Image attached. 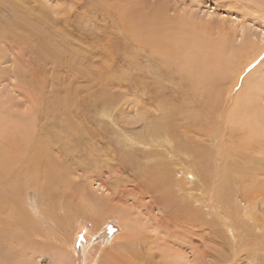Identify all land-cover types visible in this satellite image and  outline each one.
<instances>
[{
    "label": "rangeland",
    "instance_id": "1",
    "mask_svg": "<svg viewBox=\"0 0 264 264\" xmlns=\"http://www.w3.org/2000/svg\"><path fill=\"white\" fill-rule=\"evenodd\" d=\"M11 1L13 0H0V10H2L0 11V18H3V20L5 18L6 20L14 19V6ZM263 2L264 0H15L14 5L19 9L18 11L16 9L17 15H19L18 23L19 25H25V27L19 28V35H11V38L0 41V105H2L0 120L3 122L1 130H6L4 129L5 124L9 120H19L9 130L19 135L22 133L27 138L25 140L28 143L32 140L41 143L46 157L52 160L53 165H59L55 168L59 177L62 176L63 181L59 180L58 174H56L57 176L54 175L49 186L45 187L48 189L47 192H41L39 186L42 185L29 183L30 178L26 179L21 176L13 181L9 168L16 170L18 167L21 169L26 166L27 173H25L27 175H30V171L33 170L29 161L27 162L25 158L30 148H26L28 146V143L27 145L25 143L26 141H23L24 144L22 145L14 133L3 135L5 140L3 141V138L1 141L5 145L2 143L3 147L0 146V229L7 234L5 236L7 242L2 245L5 249H9L7 248L9 246L14 251L12 257L14 264H61L62 262L64 264H89L87 263L88 256H91L89 258L91 264H106V262L107 264H114L115 260L112 259L111 263L108 256L113 258V254L115 255L116 250H118L116 248L120 244L119 242H124L123 238L125 232H127L124 225L121 224L123 222L119 221L120 217L116 216V210H114L119 205L121 207L117 211L126 207L121 212L119 211L120 213L124 211V216H126L124 213L128 210L134 212L135 209H144L142 213H146L151 220L155 219L152 224L149 222L150 219L144 218L147 225L144 227V238L141 247H144V242L147 239L146 235L149 233L152 236L149 239L151 242L156 238L154 245L159 246L158 251H169L167 257H178L182 261L181 264H264V135L260 137L256 135L253 136L254 138L252 136L247 137L251 138L252 142L249 141V145L244 143L242 146L237 144V137L231 133L230 138L225 139L222 148L224 150L222 153L225 156L227 155L228 158L226 159L227 162L224 163L225 158H220L221 156L217 153L219 150L215 139L219 141V134L211 135V138H213L208 139L204 138V135H202L203 137L199 136L198 133L201 130L198 129L197 135H190L188 140L194 144L196 151L195 160L194 158L192 160L197 162V165L200 163L203 167L202 170L198 168L199 172L195 173L193 177L195 179L190 178V175H186V173L181 176L172 172L173 180H166L164 184L162 182L163 188H158L159 184L154 189L151 187L154 190L153 192L148 186L149 183L152 181L161 182V178L159 172L149 170L153 166L159 170L162 163L165 166L174 164L167 161L165 154L162 157V150H158L154 146L134 148L133 159L129 162L131 164H121L119 158L129 153L125 147H122L125 152L119 150V145L123 140L120 130L124 127L121 124L119 126L114 125L105 118L108 113L110 116L114 115L118 118L117 120L134 121L138 114H145L148 111L147 108L150 109L149 113L156 112L158 115L162 110L165 111V109L172 106V102H169V100L174 98L173 101L176 102L182 88L188 87L187 90L192 92V85L195 83H192V77L187 74L188 70L183 63L184 58L180 56L183 55L184 48L177 57L176 65L167 64L164 59L155 54L152 55L146 47L139 50L138 43L144 45L141 40L135 41L133 37L132 40L129 39L130 35H143L142 33L146 31V28H149L151 16H153L151 10L154 13V9L158 4L163 7L161 14L164 11L168 19L178 21L177 29H179V32L187 33L188 24L191 30H194V27L197 26L196 32L200 33L201 29L202 33L200 35L206 39L207 35H203V31L205 34L207 32L206 28H208L209 36L213 38L211 41L216 42L215 39L222 37L224 43H226L225 46L237 47V51L229 53L231 57L225 54L227 57H225V63L229 68L230 66L234 68V64H238L237 59L243 60L242 57L245 56L241 53L246 54L248 49L256 48L257 43H252L251 47H248V42H245L253 37L256 41L259 38L257 34L264 31V20L260 16L263 12ZM26 17L29 19L28 21ZM155 17L161 18L159 16ZM186 17L189 18V21L193 17L192 22H194V25L192 22L190 24ZM36 19L37 22H35ZM164 19H162V24L155 22L160 28L163 27L161 30L165 29L163 21L168 24ZM43 20L49 21L51 28L47 27ZM146 20L149 22H146ZM203 23L207 26L205 25L206 27L204 26L202 29ZM27 27L31 29L28 30ZM34 27L35 29H33ZM33 32L38 33V35L46 34L47 43L51 46L50 51L54 55L53 58L48 57L42 60L37 58L38 54L35 53L37 44L31 37L28 39L29 45L20 41H24L25 37L32 35ZM240 32H242L241 35ZM215 35L218 36L214 37ZM242 35L245 39L241 38ZM198 36L192 37L196 41ZM246 36H248V40ZM42 39H45V37ZM192 47L194 48V46ZM185 51L187 52V50ZM191 54L192 57L195 56L193 52ZM256 63V66L262 63L260 69L264 68V49ZM246 68L239 78V83L246 81L245 85L241 87L243 94L241 97L245 98L247 92L255 97L254 92H252L255 87L256 89L258 87L257 90L264 89V69L260 70L258 68L256 73H250L253 68L251 66ZM229 70L227 71H232ZM228 74L230 75V73ZM228 79L229 76L226 81ZM258 79L263 82H259ZM259 83H263V86ZM68 91L69 93L71 91V94H68ZM255 94H258V92H255ZM261 95L264 97L263 93ZM141 96L145 97L146 101H141ZM66 97L73 104L70 103L71 101L65 103L66 101H63V99ZM58 99L62 102L54 105V101ZM157 100L159 102L163 100L162 103H164V100L165 102L168 100L169 106L167 103H164L165 106L160 103L161 106H164L161 107L158 104L159 102H155ZM118 101L120 102L118 103ZM151 102L156 110L150 105ZM64 104L66 107L68 104V107H65L66 109L62 108ZM125 104L127 105L125 106ZM157 106L160 107L157 109ZM36 108H39L38 111ZM125 109H128V113ZM180 111L186 117L183 120L184 123H182H190L191 121L187 119L189 112ZM68 126L71 129L68 130ZM73 128L75 129L73 130ZM126 129L127 134L131 135L133 132H140L143 127L142 124L136 123L127 126ZM63 131L64 134H62ZM66 132L75 135L72 137L71 134L68 135ZM60 135H64V137L66 135L67 138L74 139L72 141L65 137L67 139L65 140ZM101 135L104 137H101ZM115 136L120 137L118 139ZM58 137L60 138L57 139ZM68 140L69 143H67ZM232 141L235 142L232 143ZM253 144L254 146H252ZM59 146L64 148L61 149ZM101 146L103 148L107 147L104 149L105 151ZM57 148L58 151H56ZM69 149L74 151L75 154L71 151V155ZM66 152L67 157L64 156L67 155ZM76 154L80 156H76ZM207 154L210 155L206 159ZM59 155L60 157H58ZM99 156H103L101 160ZM56 157L58 158L56 159ZM107 160L109 165L106 164ZM112 160L114 161L112 162ZM167 162L169 163L167 164ZM183 163H179V168L188 166L186 161ZM121 165H123L122 170H120ZM240 166L248 169V175L247 173L240 174L237 171ZM172 168H177V166ZM254 172L256 174L253 175ZM242 175L244 178L241 177ZM88 183L91 184V188L87 185ZM142 183H144V186H142ZM165 186H167V191ZM242 186L243 188H241ZM65 187H69L67 188L69 192L65 190ZM165 192L171 193L168 196L170 197L169 202L165 200ZM73 193H81V195H77L75 199L72 197ZM80 198L82 199L80 200ZM180 198L182 201H190L191 204L186 206ZM211 201H213L214 207L226 208L231 213L236 211V215L239 217L237 222L242 224L239 225V228L236 226L241 231L238 242L233 240L235 238L234 232L231 231L230 234V228L226 229V226H224V211L221 210L220 213L213 216L212 208L205 210L206 207L202 206L205 203L209 204ZM74 202L77 206L73 204ZM105 202H108L111 208L109 206L105 208ZM151 202L156 204H154L157 207L155 211L150 204ZM63 204L65 205L63 206ZM73 207L75 208L73 209ZM246 208L253 210L251 211L253 215L250 218L252 221H248L241 214ZM166 209L174 212L195 211L197 215H201L202 212H210L211 214L206 217L207 224L200 220L191 227H186V224L182 223V227L172 228L164 223V219L153 218V214L157 213L156 210H159V214L163 215L167 213ZM50 218L56 220V224ZM15 219L21 221V223H17L18 229L15 228L13 222ZM242 220H245L246 223ZM48 225L51 226L54 233L50 238L47 237L48 230H51L46 227ZM185 230L191 231V236L179 241L184 233L189 234ZM131 231L128 234L130 237L134 236L133 231ZM195 234L197 235L195 236ZM120 250L122 251V249ZM37 251L42 255H38ZM141 256L143 257L144 254ZM163 259L164 261L159 260L165 264L166 259ZM8 262L12 263L11 260L4 259L2 264H9Z\"/></svg>",
    "mask_w": 264,
    "mask_h": 264
},
{
    "label": "bare ground",
    "instance_id": "2",
    "mask_svg": "<svg viewBox=\"0 0 264 264\" xmlns=\"http://www.w3.org/2000/svg\"><path fill=\"white\" fill-rule=\"evenodd\" d=\"M12 2V5L14 6V16H13V20H3V18L0 20V41H4L5 39H8V38H11V35H19V28H24L25 25H19V15H17V11L19 9H17L16 5L15 4V0L11 1ZM142 2V1H141ZM1 3V2H0ZM264 3V2H263ZM23 4V3H22ZM163 5V4H162ZM259 5V4H258ZM264 5V4H263ZM155 6V5H154ZM1 7V6H0ZM3 7V6H2ZM9 7H12L9 5ZM8 7V8H9ZM19 7V6H18ZM107 7V6H106ZM150 7V6H149ZM13 8V7H12ZM132 8V7H131ZM17 9V11H16ZM134 9V8H133ZM153 9V8H152ZM9 10V9H8ZM28 10V9H27ZM31 10V9H30ZM155 12L153 13V10H151L152 12V19L150 20V25H149V28H146V31H144V33H142L143 35H130L129 39L132 40V37L135 41L137 40H141L143 44H140L138 43V49L141 50L142 47H146V49L149 50V52L152 54V55H156L158 57H160L161 59H164L165 62L167 64L169 63H172L174 65H176V60H177V57L178 55H180V51L181 50H187V52L184 50L183 52V55H186V56H183L182 54L180 56H182L184 58V65L185 67L187 68V74L190 75L192 78V83L194 85H192V92H189V90H187V88H182L181 89V93L179 95V97L177 98L176 102L174 103V98H172L173 100H169V102H172V106L169 107L168 109H165V111L162 110L161 113H159L157 115V113H149V110L147 107V110L145 114H138V116L136 117V119L134 121H125L124 119H120V120H117L118 118H116L114 115H109L107 113L106 115V119L107 120H110L114 125H117L119 126L120 124L124 127V129H121L120 132H121V137H123V140L121 141V144L119 145V150L120 152H125L124 151V147L128 149V152L124 157H121L119 158V161L121 164H124V165H128L129 162H131V160L133 159V156H134V148L136 147H139V146H154L155 148H157L158 150H162V157H163V154H165V158H167V161H171L172 164L174 165H167L165 166L164 163L160 164V169L157 170L156 167H152L149 171H156V172H159V175H160V178H161V182H156V181H152L151 183H149V188L151 189H154L158 186V188H161L162 187V182L164 184V182L166 180H171L172 179V172L174 174H180L181 176H184V174L186 173V175H190V178H193L195 173H198V168L202 170V165L200 163H198L197 165V162H195V155H196V151H195V148H194V144L188 140V138L190 137V135H197V132H199L198 129H200L201 131L198 133L199 136H202L204 135V138H211V135L215 136L216 134H219V141L217 139L216 140V144H217V147H218V150L219 152H217L221 157L220 158H225L224 160V163H226V159L227 158V155L225 156L222 151V148L224 146V143H225V139L227 138H230V134L233 133L235 134V136L237 137V144L238 145H244V143H248L247 145L250 144V142H252L251 138H247V137H250V136H256L257 137L261 136V135H264V103H263V100H264V97L261 95V93L264 94V89L263 90H257L256 87V91H254L255 89L252 90V92H254V95L255 97H252L250 94H248V92L246 93L245 95V98H242L241 96L243 95L242 94V86H244L245 82H240L239 83V78L242 74V72H244L248 67V66H251V68H253L252 70H250V73H256V70L259 68L260 69V65H262V63H259L257 66H256V61L258 60V57H260V53H262L263 49H264V31L260 32L259 34V38L254 41V37L253 38H249L248 40V36H246L247 40L245 43H247V46L248 47H251L252 43H257L255 46L256 48H252V49H248L246 52V54L244 53H241L243 55H245L243 58V60H238L237 59V63L238 64H234V68L230 66V68L227 66V63H225V57L226 55L230 56L229 53L231 54L233 51H235L237 49V47H227L225 46L226 43H224V40L222 37H218V39H215L217 40L216 42H213L211 41L213 38H210L211 36H209V33L208 32V28L207 29V32H205L204 34V31H203V35H207L206 37L208 38V42L206 41V39H204V37L202 35H200L201 32V29H200V33H197L196 32V29H197V26L194 27V30H191V28L189 29V24H188V32L185 33V32H179V29H177L178 27V21L175 20V19H168L167 14L165 13L164 14V11H163V14H161L162 10H163V7L162 6H159V4L156 6V8L154 9ZM2 11V10H0ZM12 11V10H11ZM34 11V10H33ZM147 11V10H146ZM39 12V11H38ZM41 13V11H40ZM38 13V14H40ZM118 13V12H117ZM142 13V12H141ZM25 15V14H24ZM28 15V14H27ZM34 15V14H33ZM159 16L161 18H156L155 16ZM46 16V15H45ZM263 20H264V6H263V12L262 14L260 15ZM4 17V16H3ZM166 17V18H165ZM189 17V16H188ZM187 18V20L189 21V18ZM33 18V17H32ZM165 18V19H164ZM21 19V18H20ZM27 19V17H26ZM42 19V18H41ZM162 19H164L168 24H165L164 21H163V25L165 29L161 30L162 28H160L155 22H160L162 24ZM192 19L193 17L191 18V21L192 22ZM29 19H27L28 21ZM35 20V19H34ZM137 20V19H136ZM44 24L51 28V24L49 23V21L47 20H43ZM194 21V20H193ZM37 22V19L36 21ZM40 22V21H39ZM125 22V21H124ZM146 22H149L146 20ZM21 23V21H20ZM29 23V22H28ZM132 23V22H131ZM194 22H192L193 24ZM41 24V23H40ZM145 24V23H144ZM191 24V23H190ZM197 24V23H195ZM204 24V23H203ZM202 24V25H203ZM28 25V24H27ZM194 25V24H193ZM201 25V27H202ZM206 24L203 25L202 29L204 28ZM29 26V25H28ZM119 26V25H118ZM148 26V25H147ZM183 27V25H181ZM207 26V25H206ZM205 26V27H206ZM33 27V25H32ZM187 27V26H186ZM28 28V27H27ZM38 28V27H37ZM31 29V28H28V30ZM35 29V27L33 28ZM184 29V28H183ZM204 29V30H206ZM21 30V29H20ZM182 30V29H181ZM32 31V30H31ZM196 33H195V32ZM243 32V31H242ZM240 32V35L241 33ZM29 34V32H28ZM40 34V33H39ZM179 35V36H178ZM182 35V36H180ZM185 35V36H183ZM191 35V36H190ZM198 36L196 41L193 39L192 36ZM221 35H224V34H221ZM218 35H215L214 37H216ZM31 37V39L34 40V42H36L37 46L35 47V53L38 54L37 55V58H39L40 60H42L43 58H48V57H51L53 58L54 55L52 54V51H50V44L47 43V39H46V34L45 35H38V33H32V35H29L27 38L25 37L24 41L20 40L21 42H23L24 44H28L29 45V41L28 39ZM43 37H45V39H42ZM181 37V38H180ZM213 37V36H212ZM222 38V40H221ZM242 39H245V37L242 35L241 37ZM13 41V40H11ZM196 42V44H195ZM224 44H223V43ZM229 42V40H228ZM231 43V42H230ZM8 44V43H7ZM238 44V43H237ZM244 44V43H243ZM27 45V46H28ZM133 45V44H132ZM233 45V44H232ZM32 46V45H31ZM60 46V45H59ZM194 46V48L192 47ZM230 46V45H229ZM244 46V45H243ZM135 47V46H134ZM193 49H192V48ZM254 47V46H253ZM24 48V47H23ZM182 48V49H181ZM184 48V49H183ZM31 49V48H30ZM180 49V50H179ZM239 49V48H238ZM27 50V49H26ZM63 50V49H62ZM137 50V48H136ZM216 50V52H215ZM56 51V50H55ZM64 51V50H63ZM218 51V52H217ZM237 51V50H236ZM29 52V51H28ZM62 52V51H61ZM191 52L194 53L195 58L192 57V54ZM221 55H220V53ZM240 52V51H239ZM30 53V52H29ZM33 53V54H35ZM59 53V52H58ZM57 53V54H58ZM216 53V54H214ZM219 55H218V54ZM228 53V54H227ZM226 54V55H225ZM234 54H236L234 52ZM56 56V55H55ZM31 57V56H30ZM181 57V58H182ZM235 57V56H234ZM180 58V60H181ZM182 58V59H183ZM193 58V59H192ZM227 58V57H226ZM38 59V60H39ZM231 59V58H230ZM232 61V60H230ZM182 63V62H181ZM182 63V64H183ZM229 63V62H228ZM256 63V64H255ZM232 64V63H231ZM230 65V64H228ZM256 66V67H254ZM263 68V67H262ZM261 68V69H262ZM185 69V68H184ZM183 69V70H184ZM232 70L230 72H228L227 70ZM260 69V70H261ZM264 69V68H263ZM182 71V70H181ZM181 73V72H180ZM230 73V75L228 74ZM260 73V72H259ZM186 76V75H185ZM229 76V79L228 81H226V78ZM246 76V75H245ZM181 79H183L182 77H180ZM257 79V78H256ZM42 81V80H41ZM190 82V80H188ZM259 81V79H258ZM262 81V80H260ZM259 81V82H260ZM263 82V81H262ZM239 83V84H238ZM264 83V82H263ZM263 83H259L260 85L263 86ZM256 84H257V81H256ZM127 85V84H126ZM126 85H124L126 87ZM254 86V85H253ZM190 87V85H189ZM75 89V88H74ZM72 89V90H74ZM260 89V87H259ZM71 90V89H69ZM155 90V89H153ZM75 91V90H74ZM152 91V90H151ZM245 91V90H244ZM249 91V90H248ZM255 92H258V94H255ZM72 93H74L72 91ZM77 93V92H76ZM154 93V92H153ZM68 94H71V91L69 93L68 91ZM163 94V93H162ZM102 95V94H101ZM108 95V94H107ZM160 95V94H159ZM167 95V94H166ZM164 96V95H163ZM32 97V96H31ZM68 97V96H67ZM64 98L63 101H66L65 103H68L70 102L71 100L68 99V98ZM157 97V96H156ZM168 97V96H167ZM35 98V97H34ZM57 98V97H56ZM59 98V97H58ZM71 98V97H70ZM153 98V97H152ZM27 99V98H26ZM32 99V98H31ZM30 99V100H31ZM67 99V100H66ZM141 101H146L145 97L141 96ZM166 99V97H165ZM170 99V98H169ZM3 100V99H2ZM38 100V99H37ZM53 100V99H52ZM62 100V99H61ZM111 100V99H110ZM155 100V99H154ZM5 101V100H4ZM117 101V100H116ZM151 101L153 102V100L151 99ZM1 102V101H0ZM34 102V101H33ZM51 102V101H50ZM62 101H59L58 100H55L54 101V105L55 104H60ZM97 102V101H96ZM120 101H118L119 103ZM149 102V101H148ZM152 102L150 103V105H152ZM155 102H159L158 100L155 101ZM163 100H161V102H159L158 104L162 103ZM45 103V102H43ZM64 103V102H63ZM71 104L72 101L70 102ZM164 103L168 104V100L165 102L164 100ZM164 103H162L164 105ZM1 104V103H0ZM154 104V103H153ZM179 104V105H178ZM5 105V104H4ZM30 105V104H28ZM127 104H125L126 106ZM156 105V104H154ZM160 106L161 107H164V106ZM138 106V104H137ZM146 106V105H145ZM160 106H157V109L158 107ZM169 106V104H168ZM180 106H183L180 108ZM59 107V106H58ZM62 107V106H61ZM66 105L64 104L62 108L66 109L68 107V104H67V107ZM71 107V106H70ZM120 107V105H119ZM139 107V106H138ZM152 107L154 108V106L152 105ZM156 107V106H155ZM180 108V109H179ZM39 109V108H38ZM38 109L36 108V110L38 111ZM45 109V108H44ZM59 109V108H58ZM57 109V110H58ZM61 109V108H60ZM118 109V108H117ZM141 109V107H140ZM156 110V108H154ZM0 110H2V105H0ZM4 110V109H3ZM28 110V109H27ZM120 110V109H119ZM118 110V111H119ZM122 110V109H121ZM126 110V113H128V109H125ZM134 110V109H133ZM152 110V108H151ZM180 110H185L186 112L188 111V120H190L191 122L188 123V124H183L184 123V118H186L183 113H181ZM46 112V110H44ZM43 111V112H44ZM65 111V110H64ZM141 112V110H139ZM154 111V110H153ZM34 112V111H33ZM69 112V111H68ZM76 112V111H75ZM125 112V111H124ZM137 112V111H136ZM143 112V111H142ZM148 112V113H147ZM72 113V112H71ZM83 113V112H82ZM85 113V112H84ZM0 114L2 116V113L0 111ZM29 114V113H28ZM53 114V113H52ZM79 115V114H78ZM121 115V114H120ZM35 116V115H34ZM122 116V115H121ZM72 117V116H71ZM82 117V115H81ZM35 118V117H33ZM70 118V117H69ZM68 118V120H69ZM74 118V117H73ZM80 118V117H79ZM123 118V117H122ZM75 119V118H74ZM12 120V119H11ZM37 120V119H36ZM42 120V119H41ZM81 120V119H80ZM79 120V121H80ZM83 120V119H82ZM187 120V121H188ZM10 121V120H9ZM7 122L5 124V128L6 130H1V127L3 125V122L2 120H0V146L3 147L2 145L4 144V142H2L1 140L4 138V134H13L14 132L10 131L9 128H11L12 126H15L16 123L19 121H10V122ZM29 121V120H28ZM22 122V121H21ZM34 122V121H33ZM32 122V123H33ZM71 122V120H70ZM183 122V123H182ZM186 122V121H185ZM142 124V127L143 129L140 131V132H136L131 135H128L127 132H126V128L127 126L129 125H133V124ZM101 125V124H100ZM126 125V126H125ZM28 126V125H27ZM32 126V125H31ZM73 127V126H72ZM76 127V126H74ZM78 127V125H77ZM25 129V127H24ZM46 129V128H45ZM71 129V127L68 126V130ZM75 128H73L74 130ZM79 129V127H78ZM84 129V128H83ZM86 129V128H85ZM84 129V130H85ZM96 130V129H95ZM203 130V131H202ZM37 131V130H36ZM65 131V130H64ZM64 131L62 134H64ZM72 131V130H70ZM80 131V130H78ZM89 131V130H88ZM77 131H75L76 133ZM68 134V132H66ZM65 133V134H66ZM81 134V132H79ZM99 133V132H98ZM16 134V138L19 139V142L23 145V141H26V145L28 143L26 137H24V135L21 133L20 135L18 133H14ZM18 134V136H17ZM69 134L72 135V133L70 132ZM68 134V135H69ZM78 134V132L76 133ZM88 134V133H86ZM97 134V133H95ZM22 135H23V138H22ZM34 135V134H33ZM70 135V136H71ZM73 135H75L73 133ZM72 135V137H73ZM94 135V134H93ZM116 135V134H115ZM14 136V135H12ZM61 136V135H60ZM68 136V137H70ZM79 137V135H77ZM87 136V135H86ZM95 136V135H94ZM103 135H101L102 137ZM9 137V136H7ZM62 138L64 137L61 136ZM66 137V135H65ZM64 137V138H65ZM70 137V138H72ZM100 137V136H99ZM104 137V136H103ZM119 139L120 136H115ZM203 137V136H202ZM14 138V137H13ZM44 138V137H43ZM42 138V139H43ZM60 137H58L57 139H59ZM67 138V137H66ZM69 139V138H67ZM80 138H81V135H80ZM92 138V137H91ZM193 138V137H192ZM224 138V140H223ZM235 138V137H233ZM254 138V137H253ZM18 139H17V142H18ZM36 139V138H35ZM74 139V138H73ZM73 139H69V140H72ZM82 139V138H81ZM88 139V138H87ZM99 139V138H97ZM262 139V137H261ZM260 139V141H261ZM5 140V138L3 139V141ZM11 140V138H10ZM69 140L67 143H69ZM76 140V138H75ZM103 140V139H102ZM112 140V139H110ZM114 140V139H113ZM196 140V139H195ZM201 140V139H200ZM214 140V141H215ZM255 140V139H253ZM258 140V139H256ZM263 140V139H262ZM12 141V140H11ZM50 141V140H49ZM93 141V140H92ZM194 141V140H193ZM206 141V140H205ZM224 141V142H223ZM250 141V142H249ZM259 141V140H258ZM57 142V141H56ZM63 142V141H62ZM235 142V141H234ZM232 141V143H234ZM3 143V144H2ZM19 143V144H20ZM50 143V142H49ZM55 143V142H54ZM72 143V142H71ZM210 143V142H209ZM228 143V141H227ZM258 143V142H257ZM263 143V142H262ZM19 144H18V147H19ZM20 144V145H21ZM43 144V143H42ZM61 144V143H60ZM77 144V143H76ZM211 144V143H210ZM236 144V145H237ZM259 144V143H258ZM5 145V144H4ZM7 145V144H6ZM21 145V146H22ZM47 145V144H45ZM49 145V144H48ZM59 145V144H58ZM66 145V144H65ZM69 145V144H68ZM74 145V144H73ZM71 145V146H73ZM108 145V144H107ZM199 145V144H198ZM9 146V145H8ZM7 146V147H8ZM63 146V145H62ZM75 146V145H74ZM204 146V144H203ZM212 146V145H211ZM254 146V144L252 145ZM261 146V145H260ZM6 147V146H5ZM6 147V148H7ZM24 147V146H23ZM61 148V146H59ZM70 147V145H69ZM76 147V146H75ZM113 147V146H112ZM123 147V148H122ZM197 147V146H196ZM201 147V146H200ZM214 147V146H213ZM26 148H30V151L28 152V155L25 157L27 162L29 161V164L33 167V170L30 171V175H27V167H23L20 169V167H18L16 170L12 169V168H9V172H11V178L12 180H16L18 178H20L21 176H23L24 178L26 179H29V183H35V184H40L42 186H39L41 188V192H47L48 189H46L49 184L51 183V180L53 178L54 175L58 174L57 171H56V168L59 166H56V164L53 165L52 163V160L50 158H47L46 155H45V152H44V148H42L41 146V143H38L36 140H32L28 143V146ZM64 148V147H63ZM61 148V149H63ZM101 148L104 150L105 148H103L101 146ZM199 148V147H198ZM255 148V147H254ZM257 148V147H256ZM255 148V149H256ZM259 148V147H258ZM75 149V148H74ZM73 149V150H74ZM138 149V148H137ZM149 149V148H148ZM205 149V148H204ZM203 149V150H204ZM208 149V148H207ZM237 149V147H236ZM19 150V149H18ZM60 150V149H59ZM68 150V149H67ZM70 150V149H69ZM109 150V148H108ZM197 150V148H196ZM200 150V149H199ZM201 150V151H203ZM260 150V149H259ZM58 151V148L57 150ZM63 151V150H62ZM62 151H59V152H62ZM71 151L70 150V154H71ZM105 151V150H104ZM23 152V151H22ZM76 152V151H75ZM107 152V151H106ZM114 152V151H113ZM138 152V151H137ZM198 152V151H197ZM200 152V151H199ZM204 152V151H203ZM261 152V151H259ZM63 153V152H62ZM69 153V152H68ZM73 154L74 151H72ZM109 153H111L109 151ZM160 153V152H159ZM208 153V152H207ZM226 153V151H225ZM23 154V153H22ZM48 154V153H47ZM52 154V153H51ZM55 155H57L56 153H54ZM67 154V152H66ZM94 154V153H93ZM102 154H104V152H102ZM228 154V153H227ZM240 154V153H239ZM238 154V155H239ZM257 154V153H256ZM262 154V153H261ZM72 155V154H71ZM112 155V154H111ZM136 155V154H135ZM155 155V154H154ZM201 155V154H200ZM210 155V154H207L206 155V159H207V156ZM259 155V154H258ZM63 156V155H62ZM64 156H68L67 155H64ZM76 156H80V155H77ZM113 156V155H112ZM60 157V155L58 156ZM56 157V159L58 158ZM72 157V156H71ZM70 157V158H71ZM100 157V156H99ZM103 157V156H101ZM101 157H100V160H101ZM114 157V156H113ZM140 157V156H139ZM209 157V156H208ZM235 157V156H233ZM249 157V156H248ZM251 157V156H250ZM253 157V156H252ZM54 158V157H52ZM75 158V157H74ZM73 158V159H74ZM137 159V156L135 157ZM143 158V157H142ZM141 158V159H142ZM190 158V159H189ZM192 158H194V160H192ZM201 158V157H200ZM212 158V157H211ZM243 158V156H242ZM60 159V158H59ZM66 159V158H65ZM76 159V158H75ZM79 159V158H78ZM77 159V160H78ZM117 159V158H116ZM114 159V160H116ZM140 159V161H142ZM215 159V158H214ZM237 159V158H235ZM256 159V158H255ZM61 160V159H60ZM67 160V159H66ZM109 160V159H108ZM107 160V163L108 162ZM111 160V159H110ZM109 160V161H110ZM112 160V162L114 161ZM213 160V159H211ZM249 160V159H248ZM13 161V160H12ZM23 161V160H22ZM59 161V160H58ZM146 161V160H145ZM163 161V160H162ZM187 163V167H184V168H179V163H183L185 162ZM203 161V160H202ZM201 161V162H202ZM236 161V160H235ZM242 161V160H241ZM247 161V160H246ZM25 162V161H24ZM25 162V163H27ZM56 162V161H55ZM67 162V161H66ZM208 162V161H207ZM206 162V163H207ZM229 162V161H228ZM58 163V162H57ZM63 163V162H62ZM75 163V162H74ZM133 163V162H132ZM142 163V162H141ZM155 163V162H154ZM169 162H167L168 164ZM232 163H234V161H232ZM131 164V163H129ZM158 164V163H157ZM184 164V163H183ZM205 164V163H204ZM244 164V163H243ZM12 165V164H11ZM92 165V164H91ZM94 165V164H93ZM109 165V164H108ZM114 165V164H113ZM144 165V164H143ZM232 165V164H231ZM230 165V166H231ZM132 166V165H131ZM142 166V164H141ZM175 167L177 166V168H172V167ZM234 166V164H233ZM232 166V167H233ZM56 167V168H55ZM81 167V166H80ZM110 167V166H109ZM117 167H119V165H117ZM147 167V166H145ZM144 167V168H145ZM31 168V167H30ZM123 168V165L120 166V170H122ZM213 168V167H212ZM231 169V167H229ZM234 168V167H233ZM11 169V170H10ZM250 169V168H249ZM58 170V169H57ZM177 170V171H176ZM15 171L13 174L12 172ZM232 171V170H231ZM240 174H245L247 173L248 169L240 166L237 170ZM258 171V170H257ZM26 172V173H25ZM249 172V171H248ZM119 174V172H118ZM156 174V173H155ZM158 174V173H157ZM256 174L255 172L253 173V175ZM146 175V174H145ZM158 175V176H159ZM209 175V174H208ZM228 175V174H226ZM238 175V174H237ZM248 175V173H247ZM57 176V175H56ZM216 176V175H215ZM233 176V175H232ZM245 176V175H244ZM257 176V175H255ZM254 176V177H255ZM59 177V174L58 176ZM140 177V176H139ZM155 177V176H154ZM186 177V176H185ZM242 178L243 175L241 176ZM247 177V176H246ZM23 178V179H24ZM153 178V177H152ZM177 178V177H176ZM195 179V178H193ZM59 180L60 181H63V178L62 176L59 177ZM124 180V179H123ZM143 180H145L143 178ZM155 180V179H154ZM157 180V179H156ZM173 180V179H172ZM199 180V179H198ZM201 180V179H200ZM205 180V179H204ZM203 181V180H202ZM209 181V180H208ZM246 181V180H245ZM263 181V180H262ZM149 182V181H148ZM193 182V181H192ZM261 182V181H260ZM118 183V182H117ZM161 183V184H160ZM167 183V182H166ZM207 183V182H206ZM210 183V182H209ZM255 183V182H254ZM8 184V183H6ZM13 185V183H11ZM144 186V183H142ZM146 184V183H145ZM172 184V183H171ZM192 184V183H191ZM217 184V183H216ZM220 184V183H219ZM246 184V183H245ZM87 185H89V187L91 188V184L88 183ZM210 185V184H209ZM264 185V183H263ZM29 186V185H28ZM44 186V187H43ZM93 186V185H92ZM172 186V185H171ZM190 186V185H189ZM187 186V187H189ZM226 186V185H224ZM245 186V185H244ZM252 186V185H250ZM257 186V185H256ZM255 186V187H256ZM46 187V188H45ZM167 186H165V190L167 189L166 188ZM195 187V186H194ZM212 187V186H211ZM222 187V186H221ZM220 187V188H221ZM15 188V187H14ZM69 187H65V190L67 192ZM163 188V187H162ZM178 188V187H177ZM184 188V187H183ZM208 188V186H207ZM206 188V189H207ZM243 188V186L241 187ZM264 188V187H263ZM148 189V188H147ZM151 189V190H152ZM193 189V188H192ZM203 189V188H202ZM222 189V188H221ZM256 189V188H254ZM12 190V188H11ZM178 190V189H177ZM219 190V188H218ZM224 190V189H223ZM154 192V190H152ZM167 191V190H166ZM204 191V190H203ZM251 191V190H250ZM157 192V191H156ZM181 192V191H180ZM185 192V191H184ZM187 192V191H186ZM195 192V191H194ZM206 192V190H205ZM209 192H210V189H209ZM221 192V191H220ZM225 192V191H224ZM207 193V192H206ZM213 193V192H212ZM228 193V192H227ZM138 194V193H137ZM169 192H165V200L168 201L170 199L169 196ZM200 194V192H199ZM215 194V193H213ZM222 194V193H221ZM250 194V193H249ZM77 195H81V193H73L72 194V197H74L75 199L77 198ZM182 195V194H181ZM189 195V194H188ZM192 195V194H191ZM198 195V194H197ZM210 195V194H209ZM91 196V195H90ZM110 196V195H109ZM162 196V195H161ZM183 196V195H182ZM194 196V195H193ZM196 196V195H195ZM194 196V197H195ZM220 196V195H219ZM228 196V195H227ZM230 196V195H229ZM190 197V196H189ZM12 198V197H11ZM160 198V197H159ZM193 198V197H192ZM211 198H213L211 196ZM218 199V197H216ZM220 198V197H219ZM261 198V197H260ZM14 199V198H13ZM65 199V198H64ZM82 198H80L81 200ZM154 199V198H153ZM158 199V198H156ZM183 199V198H182ZM204 199V198H203ZM250 199V198H249ZM181 200V198H180ZM185 200V199H184ZM210 200V199H209ZM207 200V201H209ZM65 201V200H63ZM76 201V200H75ZM106 201V200H105ZM155 201V199H154ZM182 201V200H181ZM199 201V200H198ZM204 201V200H203ZM215 201V200H214ZM217 201V200H216ZM251 201V200H250ZM259 201V200H258ZM161 202V201H160ZM169 202V201H168ZM186 206H189L190 201H182ZM195 202V200H194ZM224 202V201H223ZM252 202V201H251ZM254 202V201H253ZM59 203V202H58ZM82 203V202H81ZM196 203V202H195ZM219 203V202H218ZM227 203V202H226ZM241 203V202H240ZM245 203V202H244ZM66 204V202H65ZM63 204V206L65 205ZM74 205L77 206V204H75V202L73 203ZM87 204V203H86ZM153 208H154V211H155V208L157 209V207H155V202H151L150 203ZM155 204V205H154ZM167 204V203H166ZM255 204V202H254ZM73 205V206H74ZM222 205V204H221ZM89 206V205H87ZM110 207V204L108 202H105V205L104 207L107 208V207ZM123 206V205H122ZM134 206V205H133ZM174 206V205H173ZM202 206H205L206 209L205 210H208V209H213V212H212V215L215 216L217 215L216 213H220V211H224L225 213V221H224V226H226V229L227 228H230V234H231V231L234 232V241H237L240 239V235H241V231L239 229H237L236 226H238L239 228V225H242L240 223L237 222V220H239V217L238 215H236V211H234L233 213H231L228 209L224 208H219V207H214V203L213 201H211L209 204L205 203L203 204ZM230 206V205H229ZM234 206V205H233ZM252 206V204H251ZM62 207V206H60ZM115 207V206H114ZM119 207H121L119 205ZM117 206V209H114L116 210L115 213H116V216L119 218V221L120 222H123L121 224L124 225V229L127 230V232H125V235H124V242L122 243L121 241L119 242L120 244L117 246L116 249V253L115 255L113 254V258H111V256H108V258L111 260V263H112V259H114V264H163L161 262V260L164 261L163 258L166 259V262L165 264H181L182 261H180V259L178 257H167L168 255V252L169 251H158L159 249V246L158 245H154L155 244V240L156 238L154 239L153 242H151V240H149L152 236L149 235V233L146 235L147 239L145 240L144 242V247L142 246L141 247V242H142V239L144 238V234H143V231H144V227L147 225L146 221H145V217L150 219L149 222H151L152 224L155 222V219L154 220H151V218L146 215V213H142L144 211V209H141V210H134V212H132V210H128L127 212H125L124 214H126V216L123 215V212L120 213L122 211V209L124 210V208H120L121 210L117 211L118 208ZM132 207V206H131ZM135 207V206H134ZM242 207V206H240ZM44 208V207H43ZM47 208V207H46ZM75 207H73L74 209ZM111 208V207H110ZM116 208V207H115ZM130 208V207H129ZM168 208V207H167ZM173 208V207H172ZM45 209V208H44ZM66 209V208H65ZM79 209V208H78ZM131 209V208H130ZM67 210V209H66ZM126 210V209H125ZM167 210V209H166ZM244 210V209H243ZM59 211V210H58ZM82 211V210H81ZM85 211V210H84ZM253 211L252 209H245L243 213V216L246 217L248 219V221H252L250 218L251 216L253 215V213L251 212ZM50 212V211H49ZM66 212V211H65ZM95 212V211H94ZM153 212V211H152ZM156 212L158 213H154L153 214V218H158L160 220L164 219V223L166 225H168L169 227H172V228H178V227H182L181 224L185 223L186 224V227H191V225L195 224L196 222H200V220L203 221L204 224H207V222L205 221L206 220V217H209L210 216V212L208 213H205V212H202L201 215H197V213L194 212H174V211H169L167 210V213L165 211L166 214H159V210H156ZM81 213V212H80ZM86 213V212H85ZM164 213V212H163ZM68 214V213H67ZM84 214V213H82ZM81 214V215H82ZM73 215V214H72ZM85 215V214H84ZM92 215V214H91ZM202 215H204V217H202ZM74 216V215H73ZM129 216V217H128ZM249 216V217H248ZM71 217V216H70ZM75 217V216H74ZM85 217V216H84ZM56 218V217H55ZM77 218V217H75ZM52 219V218H50ZM52 221L56 224V220L52 219ZM76 221V219H75ZM74 221V222H75ZM148 221V220H147ZM243 222L246 223L245 220H242ZM14 225H15V228L18 229V224L17 223H21V221H19V219H15L14 221ZM80 222V221H79ZM241 222V221H240ZM156 224V223H155ZM222 224V223H221ZM21 225V224H20ZM151 225V224H150ZM149 225V227H150ZM157 225V224H156ZM160 225V224H159ZM81 226V224H80ZM79 226V227H80ZM152 226V225H151ZM155 226V225H154ZM158 226V225H157ZM47 228H50L51 230H48L49 232H47V237H51L52 234H54L52 232V228L50 225L46 226ZM46 228V229H47ZM152 228V227H151ZM150 228V229H151ZM154 228V227H153ZM156 229V227H155ZM1 230V229H0ZM22 230V229H21ZM133 231L134 233V236L130 237L128 236L129 231ZM46 231V230H45ZM78 231V230H77ZM131 231V232H132ZM186 232H189V230H185ZM58 232V231H57ZM148 232V230H147ZM151 232V231H150ZM202 232V231H201ZM120 233V232H119ZM179 233V232H178ZM57 234V233H56ZM175 234V233H174ZM191 231L188 233H184L182 235V237H180L179 241H183L185 240L187 237H190L191 236ZM194 234V233H193ZM7 234H5L4 232H2V230L0 231V264H2L4 262V259L6 260H11L12 263L11 264H14L13 262V255H14V251L8 246L7 248L9 249H5L4 248V243L7 242L5 241L6 240V236ZM177 235V234H175ZM197 234H195L196 236ZM20 236V235H19ZM154 236V235H153ZM177 237V236H176ZM122 238V237H120ZM16 240H18L16 238ZM153 240V239H152ZM10 241V240H9ZM20 241V240H19ZM67 241V240H66ZM123 241V240H122ZM178 241V240H177ZM11 242V241H10ZM9 242V244H10ZM13 242V241H12ZM176 242V240H175ZM60 243V242H59ZM152 243V244H151ZM203 243V242H202ZM3 244V245H2ZM7 244V243H6ZM5 244V245H6ZM126 244H128L126 246ZM154 245V246H152ZM175 245V244H174ZM173 245V246H174ZM11 246V245H10ZM169 246V245H168ZM128 247V249H126ZM13 248V247H12ZM28 249L30 247H27ZM33 248V247H32ZM161 248V247H160ZM165 248V247H164ZM257 248V247H256ZM27 249V250H28ZM122 249V251L120 250ZM40 251V250H39ZM39 251H37V254L39 255H42ZM39 252V253H38ZM126 252V254H124ZM22 254V253H21ZM144 254V256L142 257L141 255ZM28 255V254H27ZM34 255V254H33ZM177 255V254H176ZM89 258L91 256H88ZM89 258L87 259V263L91 264V260H89ZM95 258V257H94ZM98 258V257H96ZM107 258V257H105ZM104 258V259H105ZM161 259V260H159ZM219 259V258H218ZM26 260V259H25ZM106 261V260H105ZM22 262V261H21ZM26 262V261H25ZM34 262V261H33ZM104 262V261H103ZM144 262V263H143ZM9 263V262H8ZM24 263V262H23ZM10 264V263H9ZM21 264V263H20ZM25 264V263H24ZM61 264H64L63 262ZM104 264V263H103ZM107 264V262H106Z\"/></svg>",
    "mask_w": 264,
    "mask_h": 264
}]
</instances>
